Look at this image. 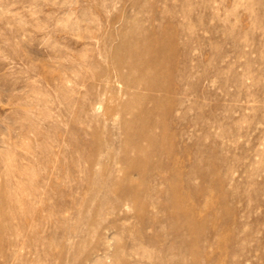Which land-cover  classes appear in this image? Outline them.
<instances>
[{"label":"rangeland","instance_id":"1","mask_svg":"<svg viewBox=\"0 0 264 264\" xmlns=\"http://www.w3.org/2000/svg\"><path fill=\"white\" fill-rule=\"evenodd\" d=\"M0 264H264V0H0Z\"/></svg>","mask_w":264,"mask_h":264},{"label":"bare ground","instance_id":"2","mask_svg":"<svg viewBox=\"0 0 264 264\" xmlns=\"http://www.w3.org/2000/svg\"><path fill=\"white\" fill-rule=\"evenodd\" d=\"M108 39V38H107ZM147 39V38H146ZM115 40V39H114ZM148 40V39H147ZM141 41H143V39L141 40ZM140 41V42H141ZM145 41V40H144ZM144 41H143V45L145 46V44H144ZM149 42H150V40H149ZM145 43H146V41H145ZM147 43H148V41H147ZM136 44V43H135ZM134 44V46H133V48L134 49H136V50H138L137 48H139L140 46H142L143 48H144V46L143 45H140V46H138L139 45V43L137 44V46ZM141 47V48H142ZM142 52V51H141ZM144 52V51H143ZM142 52V53H143ZM146 52V51H145ZM154 52V51H153ZM156 52V51H155ZM154 52V53H155ZM147 53V52H146ZM136 55V56H135ZM135 55H133V57H134V60L132 61L131 60V58H130V60L132 61H130V64H128V65H130V70H131V72H132V74L131 75H134L132 78H129V79H127V80H125V82L127 83L126 85H129L128 86V88H126L125 89V91H122L123 92V94H126V96H128V100H127V102H128V108L130 107V106H132L133 105V109H134V103L136 104L137 103V105H138V100L139 99H143V98H145V97H143L142 95H140V94H138V93H136V91L134 90V89H136L137 87H140V86H143V88H147V89H150V90H163V89H167L164 85H161L159 82H158V80H157V78H154V76H153V74H152V72H150V71H148V69H152V68H155V67H157L156 65H157V63H156V61L154 60V58L153 59H146V61H144V63H141V58H142V56H144V55H140L139 53L138 54H135ZM148 55V54H147ZM151 56L152 57H154L155 55L152 53L151 54ZM157 56V55H156ZM132 57V56H131ZM147 57V56H146ZM160 57V56H159ZM99 58V57H98ZM151 58V57H150ZM112 59H114V58H112ZM101 61H102V59H100ZM119 60V59H118ZM127 60L129 61V58L127 59V57H126V60L124 59V61H126L127 62ZM123 60H119V62H120V64L121 63H123L124 62ZM143 61V60H142ZM97 62V61H96ZM99 62V61H98ZM103 62V61H102ZM105 62V61H104ZM161 62V61H160ZM128 63V62H127ZM126 63V64H127ZM96 64V63H95ZM119 64V65H120ZM97 65V64H96ZM127 65V66H128ZM146 69H147V71H146ZM102 71V70H101ZM100 73V72H99ZM102 74H103V72H102ZM104 75H106V73H104ZM94 77V76H93ZM102 76H100L99 75V77H98V79H103V78H101ZM127 77H129V75L127 76ZM126 77V78H127ZM259 77V76H258ZM141 88V87H140ZM100 89V88H99ZM99 92V91H98ZM122 92H120V93H122ZM125 92V93H124ZM96 94H98V93H96ZM147 98V97H146ZM155 100L157 99V97L155 96V97H153ZM127 102H126V104H127ZM137 107V106H136ZM133 109H132V113H133ZM129 110H130V108H129ZM134 110H136V109H134ZM147 110H145V109H140L136 114H135V116H133V119H130V120H127V121H125V123L124 124H122V125H125V126H127L128 127V125H138V123H139V121L140 122H142V120H143V118H144V113L145 114H147ZM128 114V113H127ZM127 119V118H126ZM125 119V120H126ZM136 125V126H137ZM146 125H147V123L144 121V122H142L141 124H139L138 125V127H140V131L137 133V132H135L134 134H131V139H132V142H134V144L136 145V146H138V147H140L139 148V150L140 151H142L143 150V148L139 145V144H141L140 143V140H142V139H148L150 136L148 135V134H146L145 133V131H144V128L146 127ZM138 130V129H137ZM145 139V140H146ZM148 141V140H147ZM130 142V141H129ZM150 142H152V141H150Z\"/></svg>","mask_w":264,"mask_h":264}]
</instances>
